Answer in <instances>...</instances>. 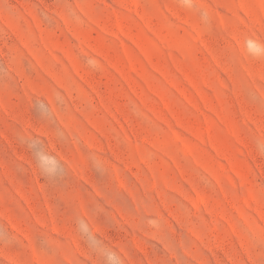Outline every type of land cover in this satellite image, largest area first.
I'll list each match as a JSON object with an SVG mask.
<instances>
[{
    "label": "rangeland",
    "instance_id": "rangeland-1",
    "mask_svg": "<svg viewBox=\"0 0 264 264\" xmlns=\"http://www.w3.org/2000/svg\"><path fill=\"white\" fill-rule=\"evenodd\" d=\"M264 0H0V264H264Z\"/></svg>",
    "mask_w": 264,
    "mask_h": 264
},
{
    "label": "clouds",
    "instance_id": "clouds-1",
    "mask_svg": "<svg viewBox=\"0 0 264 264\" xmlns=\"http://www.w3.org/2000/svg\"><path fill=\"white\" fill-rule=\"evenodd\" d=\"M253 50L255 54H259L261 51H264V49H261L259 45L250 46V51Z\"/></svg>",
    "mask_w": 264,
    "mask_h": 264
}]
</instances>
